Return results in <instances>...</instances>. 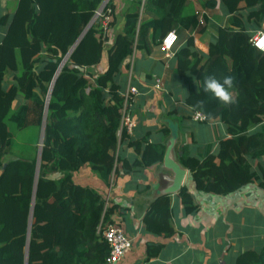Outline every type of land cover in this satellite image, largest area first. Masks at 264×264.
Returning <instances> with one entry per match:
<instances>
[{"label":"trees","instance_id":"trees-1","mask_svg":"<svg viewBox=\"0 0 264 264\" xmlns=\"http://www.w3.org/2000/svg\"><path fill=\"white\" fill-rule=\"evenodd\" d=\"M102 1L17 0L11 14L0 16V264H25L26 256L27 264H106L109 248L98 225L101 219L108 221L116 206L104 208L98 193L74 183L70 173L88 165L108 181L112 172L115 177L121 169L141 170L163 159V149L148 138H134L123 128L118 134L120 69L134 50L150 52L171 30L176 43L186 39L174 51L172 70L186 87L184 105L203 114L200 124L220 121L227 134L198 156L180 147L190 183L196 191L225 195L259 174L264 186V51L250 43L253 32H264V0H200L210 9L218 5L226 16L208 43L197 38L208 20L200 24L188 0H131L122 33L106 52L108 35L97 36V21L90 26ZM107 6L112 9L111 0ZM111 17L109 28L113 9ZM189 30L194 34L185 33ZM195 45L207 54L196 52ZM104 53L106 68L93 76L90 70ZM226 76L233 80V103L227 105L203 90L207 78L222 81ZM51 85L39 164L26 157L5 161L16 146L12 129L40 127ZM20 95L23 103L13 111ZM123 143L140 158L131 163L121 158L117 147ZM255 162L258 171L252 167ZM55 173L61 176L51 178ZM178 196L184 214L197 211L186 186ZM143 224L144 232L164 239L175 233L168 194L150 203ZM162 247L147 244V258L157 256ZM234 262L264 264V246L260 252L238 254Z\"/></svg>","mask_w":264,"mask_h":264},{"label":"crops","instance_id":"crops-1","mask_svg":"<svg viewBox=\"0 0 264 264\" xmlns=\"http://www.w3.org/2000/svg\"><path fill=\"white\" fill-rule=\"evenodd\" d=\"M16 1L0 0V16L11 14ZM130 1L111 0L113 23L109 28L104 52L113 44L116 35L122 33L124 13ZM188 1L195 9L202 10L204 19L208 20L198 40L203 43L214 40L226 16L218 5L210 9L204 7L200 0ZM185 33L194 34L192 30ZM3 36L4 28L0 26V42ZM185 40L176 43L174 54L185 44ZM173 57L166 58L160 45L153 46L150 52L134 50L131 58L126 59L120 69L121 93L129 85L139 91L129 108L137 124L132 136L154 142L163 149V159L141 170L121 169L115 177L112 172L108 181L88 165L71 172L70 176L74 183L93 188L104 201V208L116 206L108 221L120 219L124 224L125 235L131 240V247L125 251L119 264H235L238 254L246 250L260 252L264 246V186L260 185L259 174L248 184L225 195L196 191L193 183H190V170L179 158L180 147L185 145L191 155L198 156L203 154L205 146L215 145L220 136L227 134L220 121L205 125L191 119L190 107L183 103L186 87L172 73L175 68ZM105 68L104 53L100 63L90 71L95 76ZM10 76L6 75V80L11 82ZM156 80H160L161 89L155 88ZM22 103L23 97L20 95L14 101L13 111ZM165 129L169 130L168 135ZM11 131L16 146L6 155L5 161L26 157L36 158L37 162L42 123L39 128L30 126L29 130ZM29 137L36 141H28ZM117 153L129 163L140 158L125 143L118 145ZM174 163L184 170L182 177L174 170ZM256 163L252 164L253 168H256ZM255 171H258L257 168ZM60 176V173H55L51 178L58 179ZM183 186L187 187L197 206L193 214L183 213L177 191ZM162 193L169 195L175 232L165 239L144 232L143 224L145 211ZM147 244H163V247L157 256L147 258Z\"/></svg>","mask_w":264,"mask_h":264},{"label":"built area","instance_id":"built-area-1","mask_svg":"<svg viewBox=\"0 0 264 264\" xmlns=\"http://www.w3.org/2000/svg\"><path fill=\"white\" fill-rule=\"evenodd\" d=\"M109 0H103L100 6L94 12V16L90 22V26L94 22H98L101 26V32L97 36H100L102 39L105 35H108L109 24L112 20L111 13L112 9L107 6ZM195 14L199 18V23L203 24L204 15L203 11L200 9H195ZM177 40V34L174 30L168 31L161 40L160 46L165 53L166 58H170L174 55L173 48ZM251 45L257 50L264 51V32L262 30H257L252 33L250 37ZM195 48L202 53L203 57L207 54L206 50H202L198 45H195ZM67 56V55H66ZM64 57L61 66L66 61L68 57ZM128 60V59H127ZM60 66V68H61ZM160 80H156V89H161ZM139 94L138 89L135 86L129 85L128 88L121 93L123 97V105L121 108V121L120 129L123 128L125 132L129 135H133V131L136 127L135 119L130 115L129 108L132 105L135 97ZM191 119L194 121L202 122L204 121V116L199 110L191 111ZM103 218V217H102ZM102 219L98 225V230H101V235L106 241L109 252L105 259L106 264H119L121 259L124 256L125 251L131 247V240L125 235L124 224L120 219H111L107 221L106 224H102Z\"/></svg>","mask_w":264,"mask_h":264},{"label":"clouds","instance_id":"clouds-1","mask_svg":"<svg viewBox=\"0 0 264 264\" xmlns=\"http://www.w3.org/2000/svg\"><path fill=\"white\" fill-rule=\"evenodd\" d=\"M233 87V80L230 76H226L222 81L214 78H207L203 84V90L210 92L219 102L227 105L233 103L232 95L229 91Z\"/></svg>","mask_w":264,"mask_h":264},{"label":"water","instance_id":"water-1","mask_svg":"<svg viewBox=\"0 0 264 264\" xmlns=\"http://www.w3.org/2000/svg\"><path fill=\"white\" fill-rule=\"evenodd\" d=\"M89 27V26H88ZM88 27L85 29V31H84V33L86 32V30L88 29ZM83 33V34H84ZM79 40V39H78ZM77 44V43H76ZM75 44V45H76ZM74 45V46H75ZM74 47H72V49H73ZM72 49L70 50V52L72 51ZM70 52L67 54V56L66 57H68V55L70 54ZM79 70H83L82 68H80V67H77ZM60 69V68H59ZM59 69H58V71L57 72H59ZM57 75V74H56ZM55 78V77H54ZM51 89H52V85H51V87H50V89H49V92H48V94H47V98H46V102H45V108H44V114H43V121H42V132H41V143H42V139H43V133H44V125H45V119H46V112H47V104H48V99H49V97H50V92H51ZM42 145V144H41ZM40 150H41V148L39 149V155H38V161H37V165L39 164V160H40ZM165 157V156H164ZM174 170L176 171V172H178V174H180L181 175V177H182V175L184 174V170L183 169H181L180 167H179V165H177L176 163H174ZM181 187H179L178 188V190L177 191H179V189H180ZM34 191H35V189H34ZM163 194H167V193H162V194H159V195H163ZM159 195H157V196H159ZM30 217H31V215H30ZM29 229H30V226H29ZM28 234H29V230H28ZM25 264H27V256H26V258H25Z\"/></svg>","mask_w":264,"mask_h":264}]
</instances>
